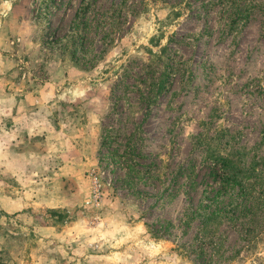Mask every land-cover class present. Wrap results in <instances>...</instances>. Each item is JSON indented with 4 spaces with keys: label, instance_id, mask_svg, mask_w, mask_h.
I'll list each match as a JSON object with an SVG mask.
<instances>
[{
    "label": "rangeland",
    "instance_id": "1",
    "mask_svg": "<svg viewBox=\"0 0 264 264\" xmlns=\"http://www.w3.org/2000/svg\"><path fill=\"white\" fill-rule=\"evenodd\" d=\"M0 264H264V0H0Z\"/></svg>",
    "mask_w": 264,
    "mask_h": 264
},
{
    "label": "trees",
    "instance_id": "2",
    "mask_svg": "<svg viewBox=\"0 0 264 264\" xmlns=\"http://www.w3.org/2000/svg\"><path fill=\"white\" fill-rule=\"evenodd\" d=\"M221 2L225 3L228 5L230 2L234 3L235 5L237 4L238 0H220ZM240 1V0H239ZM86 8L82 9V14H85ZM243 8H237V10L234 11L233 13V20L232 24H235L237 20L244 14ZM246 11V10H245ZM165 87V81H162L159 90L161 91ZM231 158L229 157H216L213 159V165L218 166V169L220 168L221 174L218 176L222 182V186H227L230 184L236 185L239 187L240 190L243 192L245 191L244 184L242 182L241 176H239V169L238 166L230 160ZM213 173H215L213 171Z\"/></svg>",
    "mask_w": 264,
    "mask_h": 264
}]
</instances>
